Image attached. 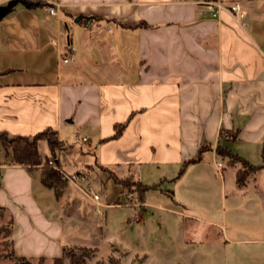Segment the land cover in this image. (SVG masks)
<instances>
[{"label":"crops","instance_id":"0c3cea01","mask_svg":"<svg viewBox=\"0 0 264 264\" xmlns=\"http://www.w3.org/2000/svg\"><path fill=\"white\" fill-rule=\"evenodd\" d=\"M9 1L0 0V6ZM46 1L60 5V19L45 7L22 4L0 20V131L27 136L58 130L65 141L60 165L68 171L100 163L148 184L157 182L146 180L147 173L165 181L170 173L198 172L195 193L198 185L211 189L205 173H213V163L221 160L223 202L229 196L233 208L246 203L264 215V168L238 186V165L217 150L226 146L254 164L264 160V0ZM216 1H238L246 16L236 19L224 9L215 17L207 3ZM126 121L113 138L116 123ZM73 133L90 148H75L67 138ZM73 153L79 157L71 160ZM1 162L4 208V201L18 195L12 178L27 168ZM90 170L107 179L105 172ZM29 172L42 182L40 167ZM104 188L107 200L120 193L112 180ZM58 226L48 222L53 234L40 237L39 251L47 246L54 256L61 254ZM34 234L23 227L14 250L26 247ZM258 249L250 254L261 264L263 247Z\"/></svg>","mask_w":264,"mask_h":264},{"label":"rangeland","instance_id":"374dc122","mask_svg":"<svg viewBox=\"0 0 264 264\" xmlns=\"http://www.w3.org/2000/svg\"><path fill=\"white\" fill-rule=\"evenodd\" d=\"M22 4L25 6L18 1L12 9H19ZM48 5L60 7L55 2ZM229 134L224 133L226 136L221 137L229 138ZM67 138L77 149L90 148L74 133ZM40 148L42 152H47L44 143L40 144ZM69 156L71 160L79 157L74 153ZM206 159H209V156ZM7 160L5 150L0 145V162H8ZM86 162L91 161L89 159ZM220 162L222 164L221 160ZM49 164L51 165L50 162ZM54 164L55 161L53 166ZM82 165L84 166V163ZM60 167L64 176L80 172L85 174L86 180L66 178L67 187L60 196H56L55 188L44 186L38 173H30L24 168L26 173H17L12 178L18 195L14 199L8 198L4 201V208L0 207V264H15V256L22 255L28 256L31 264H55L53 249L44 246L43 250L39 251V248L35 247L40 237L48 239L53 234L47 231L49 221L60 225L58 228L61 230V248L64 245H74L96 249L86 264H96L98 261L111 264V255L122 259L123 264H259L262 260H255L250 252L258 251V247H263L261 250L264 252V243L230 244L225 239V236L231 239H264V215H261L263 211L247 208L246 203L233 208L229 196L226 202H223L221 186L224 179L217 171L222 169L218 163H213V173H205L211 189L206 190L203 189L204 185H198L197 193L193 191L192 184H195L198 172L184 175L170 173L169 180L164 179L165 181L159 175L157 178L153 173H147L146 180H153L159 186L146 192L144 203L136 198L130 202L124 194H121L119 203L116 200L118 196L114 200H107L104 190L105 182L110 180L107 173H103L107 176L105 181L98 177L99 173H92L88 165L77 171ZM94 169L99 170L97 167ZM126 174L128 173H124V170L119 171L120 176ZM2 175L0 190H5ZM179 175L183 177L176 179ZM30 176L33 179L32 195L28 187ZM178 181L179 183H176ZM112 182L115 184L113 180ZM225 182L226 186L231 183L227 179ZM87 187H91L94 193L100 195L99 203L94 200L91 191L86 190ZM205 198L209 202L204 201ZM129 217L137 221L128 222ZM23 227L35 232L34 240L15 251L13 239L22 232ZM40 256H45V259L40 260ZM238 260L241 262L238 263ZM62 264L70 263L65 258ZM261 264H264V261Z\"/></svg>","mask_w":264,"mask_h":264},{"label":"trees","instance_id":"16d2710c","mask_svg":"<svg viewBox=\"0 0 264 264\" xmlns=\"http://www.w3.org/2000/svg\"><path fill=\"white\" fill-rule=\"evenodd\" d=\"M25 4L28 8L43 9L50 2L46 0H18ZM215 1V0H205ZM127 121L116 123L113 138L119 137L124 131ZM221 131V136H226ZM46 145L47 152H42L40 144ZM65 141L61 138L60 132L52 127L45 128L34 135H9L4 131H0V145L5 150L8 162L19 164L27 168L29 171L41 167V180L47 186L55 188L56 196H60L64 188L67 187L66 178H64L63 170L60 167V154L64 148ZM202 147L200 152L205 151ZM218 153L231 159L232 163L238 165L236 172V182L238 186L247 184L250 175L264 168V160L260 164H254L245 158L236 155L230 148L218 145ZM199 159V158H198ZM50 161H55V166L50 165ZM97 167L100 171L108 174V178L113 180L116 185L120 186L117 203L121 202L120 196L124 194L131 202L138 200L145 202L146 192L158 188V183L148 184L142 182L137 174L128 173L120 176L115 167L107 166L100 163L88 165V168ZM96 249L92 247H80L74 245H64L59 256H54L55 264H62L63 259H68L70 264H86L89 258H92ZM40 260H44L45 256H40ZM111 264H123L122 259L115 258L111 255ZM15 264H31L26 256H15ZM96 264H104L98 261Z\"/></svg>","mask_w":264,"mask_h":264},{"label":"built area","instance_id":"2783aa9c","mask_svg":"<svg viewBox=\"0 0 264 264\" xmlns=\"http://www.w3.org/2000/svg\"><path fill=\"white\" fill-rule=\"evenodd\" d=\"M211 8H212V14L213 16L217 17L220 15L221 11L224 10V9H227L229 10L236 19H243L245 17V11L243 10L242 8V5L240 2L238 1H235V2H232L228 5H225L224 3H222L221 1H216V2H208L207 3ZM48 12L50 15H53V16H56L57 19L59 18L58 15H59V8L58 7H55L53 5H48L46 6ZM64 61H68L67 58L64 59ZM86 140V138H85ZM50 163L53 165V161H50ZM220 166H222L221 163H218ZM55 165V164H54ZM221 170V169H220ZM64 173V172H63ZM65 178L67 179H70V180H74V179H81L82 181L86 180V176L85 174L83 173H80V172H76L74 174H72L71 176L68 175V174H65L64 176ZM90 193H92V196L94 197V200H96L98 203H99V200H100V195L99 194H96L94 193L92 190H91V187H87V189Z\"/></svg>","mask_w":264,"mask_h":264},{"label":"water","instance_id":"95a60500","mask_svg":"<svg viewBox=\"0 0 264 264\" xmlns=\"http://www.w3.org/2000/svg\"><path fill=\"white\" fill-rule=\"evenodd\" d=\"M17 3L18 0H11L6 5L0 6V20L4 18ZM78 20L79 18H76V21Z\"/></svg>","mask_w":264,"mask_h":264}]
</instances>
